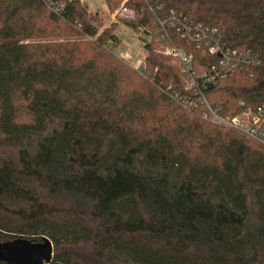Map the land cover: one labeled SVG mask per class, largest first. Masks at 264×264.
Returning a JSON list of instances; mask_svg holds the SVG:
<instances>
[{
  "label": "trees",
  "instance_id": "1",
  "mask_svg": "<svg viewBox=\"0 0 264 264\" xmlns=\"http://www.w3.org/2000/svg\"><path fill=\"white\" fill-rule=\"evenodd\" d=\"M152 1L123 22L149 26ZM157 1L258 53L252 76L204 90L221 115L264 102V0ZM99 19L78 0H0V242L47 238L49 264H264V146L172 100L178 66L154 41L142 74L119 60L104 45L122 21ZM177 43L198 71L215 59Z\"/></svg>",
  "mask_w": 264,
  "mask_h": 264
},
{
  "label": "built area",
  "instance_id": "2",
  "mask_svg": "<svg viewBox=\"0 0 264 264\" xmlns=\"http://www.w3.org/2000/svg\"><path fill=\"white\" fill-rule=\"evenodd\" d=\"M78 1L84 4V0ZM128 2L129 0H122L114 11L107 10L110 23L136 20V10L127 6ZM159 9L157 0L148 4L153 21L149 26H142L138 33L143 37V44L154 41L158 52L171 57L178 66L179 87L169 84L164 92L184 109L198 112L204 120L217 126L239 130L264 146V102L229 116L221 115L219 107L212 105L204 95V90L210 84L231 77L236 70L248 69L249 75L252 76V68L260 64L258 53L250 48L232 49L223 42L222 34L217 28L194 22L173 10L158 15ZM53 10L58 11L57 8ZM87 39L95 40L96 36L88 35ZM178 40L206 48L208 53L215 56L214 61L202 71H198L192 54L179 46ZM119 46V42L114 45L112 40L104 45L119 60L142 74L145 69L144 57L141 59L137 55L132 56L126 48L116 53L114 49Z\"/></svg>",
  "mask_w": 264,
  "mask_h": 264
},
{
  "label": "water",
  "instance_id": "3",
  "mask_svg": "<svg viewBox=\"0 0 264 264\" xmlns=\"http://www.w3.org/2000/svg\"><path fill=\"white\" fill-rule=\"evenodd\" d=\"M144 48L149 49V44ZM53 256V246L49 239L31 242L15 239L0 242V262L6 264H49Z\"/></svg>",
  "mask_w": 264,
  "mask_h": 264
},
{
  "label": "rangeland",
  "instance_id": "4",
  "mask_svg": "<svg viewBox=\"0 0 264 264\" xmlns=\"http://www.w3.org/2000/svg\"><path fill=\"white\" fill-rule=\"evenodd\" d=\"M83 5L87 9L88 13L96 14L97 17L104 22L103 24L105 26L110 24V17L107 10L108 12L112 11L106 5L105 0H84ZM115 33L119 39V44L121 45L114 49L116 53L126 48L132 56L137 55L141 59L147 54L148 50L144 48L145 44H143V37L139 35L138 31H133L127 23L123 21L118 22Z\"/></svg>",
  "mask_w": 264,
  "mask_h": 264
}]
</instances>
